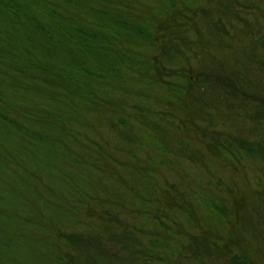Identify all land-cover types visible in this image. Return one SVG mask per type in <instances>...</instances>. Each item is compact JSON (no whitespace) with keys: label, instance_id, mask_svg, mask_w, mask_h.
Returning a JSON list of instances; mask_svg holds the SVG:
<instances>
[{"label":"rangeland","instance_id":"1","mask_svg":"<svg viewBox=\"0 0 264 264\" xmlns=\"http://www.w3.org/2000/svg\"><path fill=\"white\" fill-rule=\"evenodd\" d=\"M194 1L192 13L179 6L180 15H169L157 24L158 41L135 49L141 57L149 53L159 61V86L150 89L164 100L155 103L145 93L151 104L147 106L139 97H127L117 100V112L101 110L84 123L78 138L91 148L85 147L86 153L100 154L104 161L80 158L77 177L88 182L84 185L75 178L72 184L80 201L56 196L58 177L20 170L11 155L0 160L2 169L14 177L2 191L15 193L18 214L10 227L0 217V264H90L93 254L116 262L130 259L128 264H227L232 258L264 264V0ZM182 72L205 80L212 92L220 94H206L200 106L195 98L203 92L192 81V97L186 94L183 105H172L165 94ZM103 85H99L103 93L123 97ZM142 117L158 133L142 128L138 123ZM120 119L124 121L119 123ZM124 123L135 137H174L172 151L158 155L128 142L115 128L125 129ZM179 141L190 144L196 159L181 156L174 148ZM252 146L261 157L246 155ZM137 175L153 185V195L145 200L140 197L142 186L133 184ZM202 194L220 201L229 220L219 225L214 217L203 218ZM1 195L0 213L13 212L5 206L9 195ZM46 204L68 213L71 222L62 228L65 232L49 224ZM102 232L130 237V249L110 251V245H99ZM70 236L74 237L66 245L62 239ZM79 239L92 246L77 245ZM156 241L163 245L161 250L153 245ZM23 245L35 248L32 257ZM24 254L30 256L20 260Z\"/></svg>","mask_w":264,"mask_h":264},{"label":"trees","instance_id":"2","mask_svg":"<svg viewBox=\"0 0 264 264\" xmlns=\"http://www.w3.org/2000/svg\"><path fill=\"white\" fill-rule=\"evenodd\" d=\"M195 5L194 0H0V160L11 155L20 170L46 172L53 179L58 177L60 189L56 190V196L66 195L80 201L81 194L74 187L77 171L82 168L80 158L89 156L104 161L98 158L100 154L94 157L86 153L85 147L91 148L78 138L79 132L85 129L84 123L89 122L92 113H101V110L117 112V100L125 101L127 97H139L147 106L151 104L145 93L155 103L158 99L164 100L156 90L150 89L159 86L158 78L162 75L158 69L159 61L149 53L141 57L135 49L158 41L161 28L157 29V24L163 19L166 22L169 15H180L179 6L192 13ZM192 81L203 92V96L195 98L200 106L206 94H220L212 92L205 80L182 72L174 82L167 83L170 92L165 95L172 99L169 101L172 105H183L186 94L192 97L190 88L193 85L189 84ZM99 82L105 89L119 91L123 97L116 95L114 98L105 91L103 93ZM220 96L219 99L224 98L223 94ZM58 98L65 101L59 103ZM122 121L120 119L119 123ZM138 123L148 132L158 133L150 120L142 117ZM115 128L128 142L146 146L147 151L158 155L172 151L169 146L173 147L174 137L168 136V140L162 137L156 140L155 136L144 134L135 137L125 123V129ZM174 148L182 157L196 159L192 156L195 150L187 141H179ZM260 153L256 146H252L248 147L246 155L257 158L261 157ZM24 159L30 160L34 167L28 166ZM9 178L14 177L0 166V193L2 198L9 195L5 206L14 214L8 219L11 213L4 211L0 217L3 224L7 221L10 227L18 214L14 205L15 193L2 191ZM132 179L135 186H142L144 195L140 197L143 200L147 195H153V185L146 180L147 177L137 175ZM69 180V185H63ZM82 181L84 185L88 184ZM20 183L22 179L18 186ZM200 196L203 218L214 217L219 225L229 220L228 211L220 201L205 194ZM46 207L50 211L46 218L49 224L57 226L58 231L71 222L63 209L53 211L48 204ZM29 224L33 223L29 221ZM73 237L62 240L69 245ZM129 238L105 233L98 236V243L110 245V251L114 247L124 252L130 249ZM77 241V245L92 246L89 241ZM153 245L158 250L163 246L159 241ZM22 249L33 256V246L23 245ZM100 255L93 254L90 264H128L130 260L109 261ZM29 256L24 254L20 260ZM194 259L200 261L198 256ZM227 264L248 263L232 258Z\"/></svg>","mask_w":264,"mask_h":264}]
</instances>
